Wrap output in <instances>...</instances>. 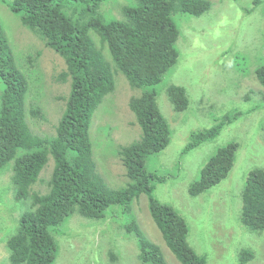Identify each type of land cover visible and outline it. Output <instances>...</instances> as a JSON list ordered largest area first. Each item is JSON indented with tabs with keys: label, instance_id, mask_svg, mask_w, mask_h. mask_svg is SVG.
<instances>
[{
	"label": "rangeland",
	"instance_id": "1",
	"mask_svg": "<svg viewBox=\"0 0 264 264\" xmlns=\"http://www.w3.org/2000/svg\"><path fill=\"white\" fill-rule=\"evenodd\" d=\"M5 1L0 0V27L17 67L28 82L25 100L28 124L39 136H54L71 90L70 80H58L66 70L65 61L26 28L8 7V0ZM135 1L107 0L100 12L107 20H121V7ZM207 1L211 8L202 16L179 12L174 15L180 33L176 43L179 59L162 82L152 87L131 88L127 78L116 69L108 48L91 32L115 80L114 92L104 98L92 115L89 132L93 159L108 187L127 186L129 179L118 151L139 140L142 134L129 102L140 92L154 90L170 124L171 142L164 151L147 158L146 169L166 179L155 183L153 196L184 217L189 225L190 246L198 255L206 257L208 264H264L263 234L251 233L241 221L242 193L247 178L251 171L264 169L261 98L264 89L256 77V70L264 67V1L258 6L253 0ZM172 85L183 86L188 92L190 105L185 112L173 110L167 94ZM0 86L3 90L1 83ZM33 108L41 110L42 119L33 116ZM236 112L242 116L228 124L214 140L182 154L193 134L209 130L224 116ZM234 141L239 143V148L229 176L204 194L191 197L188 189L200 178L202 168L221 148ZM10 168L0 172V264H9L7 239L18 228L15 219L30 205L29 201L16 202ZM53 168L54 161L50 159L33 187L35 192L48 191ZM129 207L131 210L125 213L126 206H113L101 220L74 214L59 227L50 228L59 243L55 264H92L88 261L96 262L97 258L98 264H129V260L137 264V241L125 231L133 221L147 239L159 245L167 264H181L150 215L148 196L141 194ZM126 246L131 248L127 254ZM247 250L254 256L241 263L240 255Z\"/></svg>",
	"mask_w": 264,
	"mask_h": 264
},
{
	"label": "trees",
	"instance_id": "2",
	"mask_svg": "<svg viewBox=\"0 0 264 264\" xmlns=\"http://www.w3.org/2000/svg\"><path fill=\"white\" fill-rule=\"evenodd\" d=\"M106 1H7L21 23L64 59L66 70L58 80H70L71 89L56 134L42 137L33 133L25 106L28 82L17 67L0 27L3 87L2 90L0 86V172L11 167L16 202H30L29 208L15 219L18 220L16 232L7 239L9 264H55L59 243L50 228L59 227L74 214L92 220L105 219L107 210L113 206H126L125 213L129 212V205L141 194L148 196L150 215L178 261L208 264L206 257L198 255L190 246L189 225L184 217L153 196L155 183L166 179L149 172L146 161L164 151L171 142L170 124L157 103L156 92H140L129 102L142 134L139 140L118 151L129 179L125 188L111 189L97 172L89 131L94 111L115 90L111 66L91 32L108 48L116 69L127 78L131 88L152 87L162 82L179 59L176 43L180 33L174 15L179 12L199 17L209 11L211 3L207 0H136L121 7V20H107L100 12ZM263 1L253 0V4L258 6ZM256 77L264 88V67L256 70ZM167 94L174 112L188 109L190 98L183 86L172 85ZM261 98L264 102V92ZM32 114L43 118L39 108H33ZM240 116L241 112L227 114L218 125L193 134L182 154L214 140ZM238 148V142H231L210 158L200 178L190 185L189 195L198 197L225 180L233 168ZM50 159L54 161V168L47 183L48 191L40 194L33 187ZM242 203L243 225L251 233L264 236V169L249 174ZM125 231L136 239L138 258L143 264H167L159 245L145 237L136 221L128 224ZM240 256L241 263H245L254 253L247 250ZM97 261L88 262L98 264ZM128 263L132 264L130 260Z\"/></svg>",
	"mask_w": 264,
	"mask_h": 264
},
{
	"label": "flooded vegetation",
	"instance_id": "3",
	"mask_svg": "<svg viewBox=\"0 0 264 264\" xmlns=\"http://www.w3.org/2000/svg\"><path fill=\"white\" fill-rule=\"evenodd\" d=\"M124 249H125L126 254L131 250V248H129L128 246L124 247ZM138 261L142 263L139 259ZM139 262L137 264H140Z\"/></svg>",
	"mask_w": 264,
	"mask_h": 264
},
{
	"label": "clouds",
	"instance_id": "4",
	"mask_svg": "<svg viewBox=\"0 0 264 264\" xmlns=\"http://www.w3.org/2000/svg\"><path fill=\"white\" fill-rule=\"evenodd\" d=\"M264 89V88H263ZM14 193V192H13ZM139 226V225H138ZM139 228H140V226H139ZM140 230H141V228H140ZM7 245V244H6ZM139 249V248H138ZM170 250V249H169Z\"/></svg>",
	"mask_w": 264,
	"mask_h": 264
}]
</instances>
